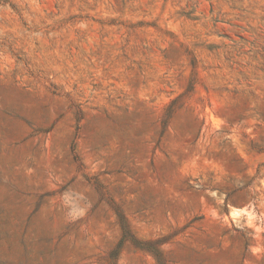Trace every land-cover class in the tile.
Masks as SVG:
<instances>
[{
	"label": "rangeland",
	"instance_id": "1",
	"mask_svg": "<svg viewBox=\"0 0 264 264\" xmlns=\"http://www.w3.org/2000/svg\"><path fill=\"white\" fill-rule=\"evenodd\" d=\"M0 264H264V0H0Z\"/></svg>",
	"mask_w": 264,
	"mask_h": 264
}]
</instances>
